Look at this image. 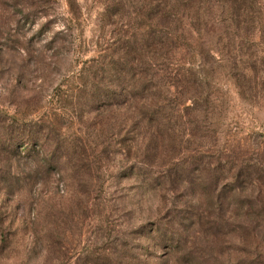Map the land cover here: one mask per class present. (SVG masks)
<instances>
[{
	"label": "rangeland",
	"instance_id": "1",
	"mask_svg": "<svg viewBox=\"0 0 264 264\" xmlns=\"http://www.w3.org/2000/svg\"><path fill=\"white\" fill-rule=\"evenodd\" d=\"M112 6L111 0H0V114L34 131L44 128L51 144L83 153L84 164L94 169H53L44 155L10 157L0 166V179L7 178L0 181V264H178L168 244L150 235L155 222L168 224L167 208L184 216L211 202L209 187L200 185L202 173H190L181 195L154 193L142 176L126 177L132 163L122 156L128 148L136 152V141L140 148L156 147L149 143L154 136L141 130L135 138L122 116L94 100L96 89L106 88L110 55L125 22L108 16ZM255 16L261 22L252 34L241 28L235 33L238 60H251L253 70L239 63L237 84L224 57L216 75L214 130L221 146L230 139L242 148H264V15ZM198 124L203 135L204 115ZM193 140L205 142L199 135ZM194 236L209 263L242 257L235 233L220 240L197 231L187 251ZM147 254L159 259L146 263Z\"/></svg>",
	"mask_w": 264,
	"mask_h": 264
},
{
	"label": "trees",
	"instance_id": "2",
	"mask_svg": "<svg viewBox=\"0 0 264 264\" xmlns=\"http://www.w3.org/2000/svg\"><path fill=\"white\" fill-rule=\"evenodd\" d=\"M111 1L113 10L108 16H119L125 22L118 46L110 55L112 70L106 73V88L96 89L94 100L122 116L130 132L137 133L135 138L141 130L154 136L149 143L156 147L140 148L136 141V152L123 148L126 152L122 157L132 163L126 177L142 176L154 193L176 194L186 190L190 173L198 172L202 173L200 185L210 190L208 207L184 216L167 208L170 199L165 197L163 217L168 226L158 219L150 235L160 237L161 245L168 244L178 264L198 260L212 264L199 255L197 237L187 251L190 234L208 231L226 240L235 233L242 257L228 264H264V148H242L230 139L219 145L214 130L219 106L213 99L224 57L231 80L237 84L239 63L253 70L251 60H238L235 33L241 28L252 34L261 22L255 14L264 15V5L257 0ZM191 99L193 105H188ZM200 115L208 120L203 135ZM20 123L0 114V166L10 157L37 160L44 155L42 160L53 169L67 170L71 165L76 173L94 172L90 164H84L88 157L83 153L78 156L57 148L44 128L34 131ZM119 127L125 128L123 124ZM198 135L205 142L194 141ZM193 144H197L192 148L195 154L188 156ZM150 150L161 162L148 153ZM184 205L191 208L190 202ZM156 259L159 257L147 254L146 263Z\"/></svg>",
	"mask_w": 264,
	"mask_h": 264
}]
</instances>
